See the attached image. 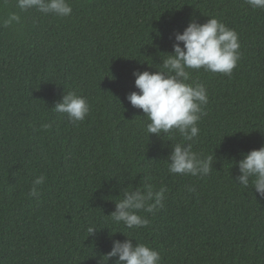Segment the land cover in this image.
Wrapping results in <instances>:
<instances>
[{
    "label": "trees",
    "instance_id": "trees-1",
    "mask_svg": "<svg viewBox=\"0 0 264 264\" xmlns=\"http://www.w3.org/2000/svg\"><path fill=\"white\" fill-rule=\"evenodd\" d=\"M68 2L71 16L58 18L0 0V264H98L129 238L160 264H264V198L235 182L241 153L264 145V10L246 0ZM10 13L21 23L3 27ZM209 17L238 33L241 58L230 77L192 71L209 94L193 150L214 156L213 169L172 175L167 158L182 138L149 136L126 96L138 91L134 71L155 72L173 51L174 32ZM68 91L89 103L81 122L52 110ZM39 175L40 196L29 197ZM146 178L167 188L164 208L141 212L143 228L114 222L123 189Z\"/></svg>",
    "mask_w": 264,
    "mask_h": 264
},
{
    "label": "clouds",
    "instance_id": "clouds-1",
    "mask_svg": "<svg viewBox=\"0 0 264 264\" xmlns=\"http://www.w3.org/2000/svg\"><path fill=\"white\" fill-rule=\"evenodd\" d=\"M246 3L253 10H264V0H246ZM16 6L21 11L35 9L42 15L58 18L72 14L68 0H16ZM209 18L203 24L190 20L182 32H174L173 51L167 53L159 67H155V72L134 71V84L138 91L126 96L133 108L143 111L149 136L164 137L177 132L182 138L181 142L171 145L167 158V172L172 175L203 178L213 169L214 156H203L193 150L200 134L198 123L206 115L209 94L203 83L192 81V71L203 70L230 77L241 58L238 33L217 18ZM14 23H21V17L10 13L3 19L2 26L9 27ZM52 110L77 123L86 118L90 106L85 97L68 91L52 106ZM41 127L47 130L51 125L45 123ZM241 155L236 184L245 189L250 187L252 193L254 190L256 195L264 198V145ZM45 179L44 175L36 176L27 195L39 198L40 186ZM188 190L194 192L195 188L189 187ZM166 192V187L161 186L157 190L146 178L140 187L123 189L122 198L114 202L115 210L108 216L129 229L146 227L149 221L140 213L163 209ZM95 230L89 227L88 232L92 234ZM132 240H113L111 250L100 255L98 264H109L113 258H116L115 264H160L158 251L146 243L133 245Z\"/></svg>",
    "mask_w": 264,
    "mask_h": 264
}]
</instances>
